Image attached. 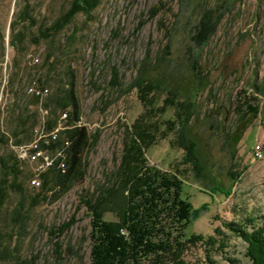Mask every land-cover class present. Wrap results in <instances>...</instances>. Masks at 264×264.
Instances as JSON below:
<instances>
[{
	"label": "rangeland",
	"instance_id": "374dc122",
	"mask_svg": "<svg viewBox=\"0 0 264 264\" xmlns=\"http://www.w3.org/2000/svg\"><path fill=\"white\" fill-rule=\"evenodd\" d=\"M71 4L0 0V137L6 141L0 138V159L17 157L14 133L29 142L37 127L49 128L55 114L59 122L71 112V106L65 111L57 106L70 85L79 124L91 136L83 178L55 201L40 197L35 203L42 179L34 170L41 163L17 157L24 193H11L0 214V264H90L92 217L80 199L111 184L124 132L145 111L132 84L147 79L160 86L162 100L169 90L187 96L205 87L189 127L199 142L202 180L189 169L182 172L183 197L199 210L190 217L185 238L203 240L189 244L184 260L250 264L248 244L233 229L250 233L264 225V0H99L90 14L72 15L70 24L43 38L53 23L67 21L63 16ZM206 10L215 12L216 28L201 45L196 37ZM113 70L119 75L115 85ZM35 84L49 93L34 95L30 88ZM245 99L258 108L256 116L237 113ZM173 115L170 109L163 118ZM172 140L169 136L147 150L150 165L185 170L184 153L172 147ZM214 186L229 195L214 194ZM21 200L22 220L14 223L9 215ZM73 215L69 230L52 240L51 233ZM105 219L116 221L117 216L107 212Z\"/></svg>",
	"mask_w": 264,
	"mask_h": 264
},
{
	"label": "trees",
	"instance_id": "16d2710c",
	"mask_svg": "<svg viewBox=\"0 0 264 264\" xmlns=\"http://www.w3.org/2000/svg\"><path fill=\"white\" fill-rule=\"evenodd\" d=\"M98 4L99 0H72V10L63 16L67 21L53 23L46 29L43 38H49L52 33L59 32L70 24L72 15L78 12L90 14ZM214 13L212 10H206L203 14V22L200 23L196 37L198 44L206 43L215 33ZM113 75L112 85H115L119 75L116 70H113ZM132 85L137 89L145 111L131 126H127L124 132L122 154L112 174L111 184L99 187L95 194L82 195L80 199V204L86 207L92 217L89 235L90 264H187L183 258L187 247L189 244L202 242L203 239L185 238L190 217L199 210L193 209L188 199L183 197L182 177L189 169L196 179L202 180L204 168L199 156V142L191 134L189 127L195 114L196 99L205 87L197 86L187 96L169 90L162 100L160 86L153 80H142ZM70 86L67 96L57 102V106L64 111L70 106L73 107L68 114V128L61 133L58 141L49 147L55 164L48 172L39 175L42 186L40 193L35 197L36 204L39 203L40 197L45 200L51 198L53 201L59 199L83 178L85 173L84 155L90 145L91 136L87 128L79 124L80 109L72 85ZM170 109L174 115L164 119ZM236 110L237 113L248 111L254 116L258 114V108L246 99ZM57 124L55 114V117L49 120V128ZM19 133H14L16 146L23 144ZM169 136L173 138L172 147L184 153L182 165L187 168L183 171L178 167L175 172L163 171L150 165L148 161L147 150ZM1 142L6 143L3 138ZM9 159H0L1 170L4 172V176L0 178V214L11 198V193H24L23 182L19 180L23 172L19 168L18 158L10 156ZM10 172L13 173L12 180ZM210 190L214 194L229 195V192L219 186ZM22 207L21 200L9 215L14 223L22 220ZM107 212L115 213L117 220H106ZM74 221L73 215L68 222L51 233V239L60 238ZM253 229L250 233L240 228L233 230L248 244L246 256L250 264H264V225L259 228L254 226ZM215 243L210 240V245L214 246ZM55 244L61 251L59 242ZM1 260L0 253V262Z\"/></svg>",
	"mask_w": 264,
	"mask_h": 264
},
{
	"label": "built area",
	"instance_id": "2783aa9c",
	"mask_svg": "<svg viewBox=\"0 0 264 264\" xmlns=\"http://www.w3.org/2000/svg\"><path fill=\"white\" fill-rule=\"evenodd\" d=\"M30 91L39 97H44L49 93L48 88H40L36 84L35 87L32 86V88H30ZM45 112V115L48 114L49 109L46 108ZM67 119L68 114L64 113L62 119L59 120L55 127L48 128L43 126L40 129L37 127L38 129H35L36 137L33 140L20 144L16 147L17 157H21V161L41 163V166H38L37 169L34 170L37 175L41 174V170L43 168L53 166L52 162H54L55 158L52 160L53 156L49 151V147L52 145L53 140L58 138L59 130L62 129V127H65V129L67 128L66 126H62V120L67 121ZM32 183L40 185V181L38 179H34Z\"/></svg>",
	"mask_w": 264,
	"mask_h": 264
}]
</instances>
